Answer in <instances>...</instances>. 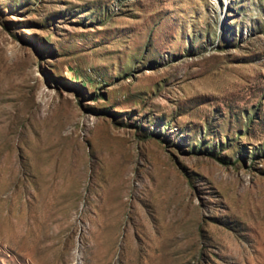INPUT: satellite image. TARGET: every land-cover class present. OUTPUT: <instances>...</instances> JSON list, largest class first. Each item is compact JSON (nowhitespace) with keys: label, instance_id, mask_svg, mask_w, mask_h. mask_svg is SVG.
<instances>
[{"label":"rangeland","instance_id":"1","mask_svg":"<svg viewBox=\"0 0 264 264\" xmlns=\"http://www.w3.org/2000/svg\"><path fill=\"white\" fill-rule=\"evenodd\" d=\"M0 264H264V0H0Z\"/></svg>","mask_w":264,"mask_h":264}]
</instances>
